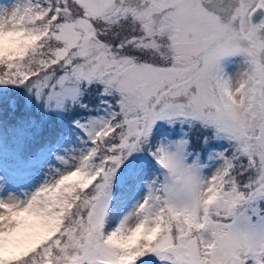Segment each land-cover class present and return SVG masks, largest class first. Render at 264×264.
I'll list each match as a JSON object with an SVG mask.
<instances>
[{"label": "snow or ice", "instance_id": "1", "mask_svg": "<svg viewBox=\"0 0 264 264\" xmlns=\"http://www.w3.org/2000/svg\"><path fill=\"white\" fill-rule=\"evenodd\" d=\"M0 264H264V0H0Z\"/></svg>", "mask_w": 264, "mask_h": 264}]
</instances>
